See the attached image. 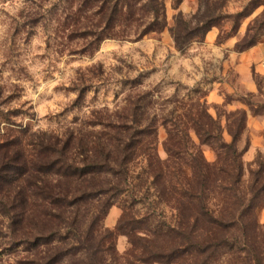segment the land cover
Instances as JSON below:
<instances>
[{"label": "trees", "instance_id": "trees-1", "mask_svg": "<svg viewBox=\"0 0 264 264\" xmlns=\"http://www.w3.org/2000/svg\"><path fill=\"white\" fill-rule=\"evenodd\" d=\"M184 1L173 0L174 8ZM219 1L198 0L191 18L182 12L176 15L169 30L178 51L204 42L213 28L221 27L225 17L216 6ZM79 2L77 18L92 13L98 22L76 32L95 38L97 45L107 38L139 41L168 27L165 0ZM257 3L234 17L235 31ZM263 28L262 15L252 21L237 49L243 52L257 45ZM258 109L262 112H252L264 115V107ZM179 112L182 118L149 120L144 119L148 108L133 104L125 117L76 123L62 135L33 134L28 143L11 137L1 140L0 218L8 233L0 221V238H9L12 247L34 251L30 264H105L115 250L116 233L106 229L104 221L124 196L131 197L134 206L145 200L132 186L131 167L146 158L156 197L172 206L178 221L169 228L171 249L145 248L128 264H215L242 256L264 264V253L256 254L263 244L264 227L257 212L264 206V154L257 156L246 179L238 147L247 129V111L230 113L225 127L210 113L207 101L171 114ZM160 127L167 134L165 160L157 150ZM203 146L214 149L216 162L206 159ZM82 211L87 214L79 216ZM128 217L124 209L119 234H129Z\"/></svg>", "mask_w": 264, "mask_h": 264}, {"label": "rangeland", "instance_id": "rangeland-1", "mask_svg": "<svg viewBox=\"0 0 264 264\" xmlns=\"http://www.w3.org/2000/svg\"><path fill=\"white\" fill-rule=\"evenodd\" d=\"M254 1L257 8L235 31L234 17ZM79 6V0H0V141L11 137L28 143L33 134L62 135L76 123L125 117L133 104L148 108L144 119H178L183 114L172 115L173 110L201 100L224 127L230 113L247 111V129L238 147L249 178L257 156L264 154V115L252 112L264 107V28L257 45L240 52L237 44L252 21L264 16V0H220L216 6L225 17L221 27L184 52L175 48L169 29L179 12L191 18L198 0H185L178 10L173 0H165L168 27L160 34L139 41L107 38L98 45L95 38L76 32L98 22L92 13L78 19ZM248 83L256 87L254 92H248ZM224 137L231 140L226 131ZM166 139L160 127L157 150L163 160ZM202 151L209 162H216L214 149L203 146ZM131 182L146 198L134 206L124 196L109 211L104 226L116 238L105 264L133 263L145 248L167 251L174 244L169 228L178 221L176 211L156 197L146 158L131 167ZM124 209L129 212L128 235L117 230ZM257 219L264 227V206ZM0 221L8 233L5 219ZM8 243L9 238H0V264H30L34 259V251ZM260 243L256 254L261 256L264 230ZM215 264L255 263L242 256Z\"/></svg>", "mask_w": 264, "mask_h": 264}, {"label": "crops", "instance_id": "crops-1", "mask_svg": "<svg viewBox=\"0 0 264 264\" xmlns=\"http://www.w3.org/2000/svg\"><path fill=\"white\" fill-rule=\"evenodd\" d=\"M248 85H249V87H246L248 92H254L256 90V87H253V85H251L250 83H248Z\"/></svg>", "mask_w": 264, "mask_h": 264}]
</instances>
